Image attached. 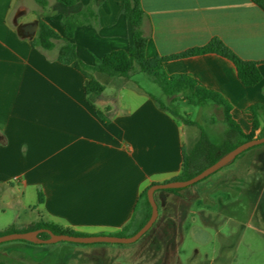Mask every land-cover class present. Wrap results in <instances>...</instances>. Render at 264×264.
<instances>
[{"label": "crops", "instance_id": "1", "mask_svg": "<svg viewBox=\"0 0 264 264\" xmlns=\"http://www.w3.org/2000/svg\"><path fill=\"white\" fill-rule=\"evenodd\" d=\"M46 2L43 7L37 0H0V232L41 222L87 236H115L129 225L134 232L146 216L142 193L181 173L186 125L132 79L94 74L105 90L89 103L84 76L58 61L64 41L44 50L31 45L38 31L32 40L23 34L24 25L42 20L63 37L64 17L85 13L72 42L79 58L93 65L132 45L134 27L119 0H81L73 7ZM141 4L147 58L182 54L218 38L243 60L259 63L263 79L254 87H245L233 62L215 53L165 64L168 75H190L222 94L250 134L249 108L261 105L264 111V11L251 0ZM263 132L264 118L255 134ZM256 148L251 158L264 163V144ZM169 196L190 200L181 191ZM40 245L45 244L16 248ZM12 249H0V264H34L10 257Z\"/></svg>", "mask_w": 264, "mask_h": 264}, {"label": "rangeland", "instance_id": "2", "mask_svg": "<svg viewBox=\"0 0 264 264\" xmlns=\"http://www.w3.org/2000/svg\"><path fill=\"white\" fill-rule=\"evenodd\" d=\"M29 20H33L32 15ZM136 69L132 81L169 103L152 78L138 66ZM187 101L185 106H175L189 120L199 123L214 144H221L226 130L222 111L212 103L201 107L189 99L177 100ZM200 134L199 128L186 125L187 153L194 147L192 139L198 140ZM256 149L183 188L181 193L189 201L171 200L170 192L156 191L159 217L135 243L59 242L23 250L16 245L24 242L11 241L0 244V249L12 247L8 250L10 257L34 264H264V163L251 158Z\"/></svg>", "mask_w": 264, "mask_h": 264}, {"label": "trees", "instance_id": "3", "mask_svg": "<svg viewBox=\"0 0 264 264\" xmlns=\"http://www.w3.org/2000/svg\"><path fill=\"white\" fill-rule=\"evenodd\" d=\"M57 1L65 7H73L81 0ZM119 1L122 4L124 16L134 27L132 45L128 50L113 51L107 54L104 58L96 60L93 65L84 63L79 58L77 54V47L72 42V39L74 38L76 29L84 23V18L86 17L85 13L71 14L64 17L63 37L60 36L51 26L40 20L38 23L39 28L37 36L31 41V45L35 48L52 50L57 41L63 40L64 44L59 49L58 61L63 65L71 66L84 76L85 94L88 101L90 97L100 96L105 90L104 86L94 77V74H104L111 78L132 79L133 74L137 70L136 66H138L142 73L150 76L154 83L161 88L164 96L169 100V103H166L155 98L159 107L168 111L175 118H179L185 125L195 126L201 131L200 137L194 145L192 151L190 153L183 151L181 173L172 181L190 180L202 173L208 167L215 164L223 156L241 144L264 136V132L258 136L255 134V132L261 127L262 119L264 118V111L261 105H254L249 108L248 113L252 116L253 130L250 134H246L232 115V104L222 94L207 89L190 75H168L165 71V64L169 60L215 53L233 62L237 68L239 80L245 87H254L261 83L263 79L259 63L243 60L218 38L212 39L203 47L194 48L182 54L167 57L147 58L146 51L148 38L142 31L145 12L143 10L141 0ZM251 1L264 11V0ZM37 2L43 7L47 6L46 0H37ZM90 14L94 16L92 13ZM191 95H195V100H191L192 104L203 107L212 103L222 111L223 122L226 125V130L224 131V138L221 144H214L209 137V134L199 123L189 120L187 115H182L179 109L174 105L179 98L190 99ZM96 113L103 122L107 123L109 121L103 112L97 110ZM238 158L239 156L236 159ZM182 189H167L166 191L177 194L182 191ZM148 190L149 189H146L142 193L139 200V203L146 209V216L142 224L134 232H131V225H129L121 233L115 236L130 237L137 233L148 222L152 214V207L148 200ZM43 228L50 229L55 234L87 236L85 234L75 233L70 230L62 229L57 225L44 222L37 223L32 228L27 230H19L15 227H11L4 232H0V236L12 233H24ZM40 236L43 239H48L50 237L47 233H42ZM21 242L30 243L27 241Z\"/></svg>", "mask_w": 264, "mask_h": 264}, {"label": "water", "instance_id": "4", "mask_svg": "<svg viewBox=\"0 0 264 264\" xmlns=\"http://www.w3.org/2000/svg\"><path fill=\"white\" fill-rule=\"evenodd\" d=\"M38 23H29L22 27L23 34L29 38L33 39L38 31ZM264 136L261 138H255L251 141L245 142L223 156L219 161H217L212 166L205 169L202 173L196 177L187 180V181H171L164 184H156L149 188L148 190V200L152 207V214L148 222L134 235L130 237H118L114 235H102V236H73L67 234H55L50 229H38L34 231L24 232V233H12L0 236V244L11 241H27L33 244H55L59 242H70L74 244H132L140 240L156 223L159 217V208L155 200V193L158 190H167V189H182L192 186L199 181L209 177L215 172L219 171L223 167L232 163L238 156L244 152L263 145ZM42 233L49 234L48 239L41 238Z\"/></svg>", "mask_w": 264, "mask_h": 264}]
</instances>
